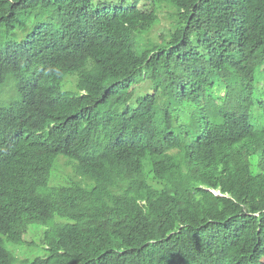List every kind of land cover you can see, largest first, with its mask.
I'll return each mask as SVG.
<instances>
[{"label":"trees","instance_id":"trees-1","mask_svg":"<svg viewBox=\"0 0 264 264\" xmlns=\"http://www.w3.org/2000/svg\"><path fill=\"white\" fill-rule=\"evenodd\" d=\"M261 70L264 0H0V264H264Z\"/></svg>","mask_w":264,"mask_h":264},{"label":"rangeland","instance_id":"rangeland-1","mask_svg":"<svg viewBox=\"0 0 264 264\" xmlns=\"http://www.w3.org/2000/svg\"><path fill=\"white\" fill-rule=\"evenodd\" d=\"M173 13V9L169 6V5H162L161 7L158 8V18H159V23L154 27L152 34L154 36L159 34V31H163L164 29L168 28L170 23H171V19H170V15ZM260 77H258V79H263L264 81V73L259 72ZM255 91L256 88H255ZM5 90H0V98H2V96L4 95ZM255 97L257 99H261L264 101V83H263V88L261 90H259V92L257 91L255 93ZM15 101L12 100V97H10L9 95H6V99L3 102V106L4 107H9L11 106ZM251 108L250 111H253ZM260 112H256L253 114V119L254 117L259 116ZM46 228L45 227H41V230L39 231L37 228V225H31L29 227V229H27L26 233L24 234L23 238H22V249L26 250V252H29L27 254H25L26 256L28 255L29 257H31L32 255H43L44 254V250H43V236H44V232H45ZM8 249L12 250L13 248L11 246H7Z\"/></svg>","mask_w":264,"mask_h":264},{"label":"clouds","instance_id":"clouds-1","mask_svg":"<svg viewBox=\"0 0 264 264\" xmlns=\"http://www.w3.org/2000/svg\"><path fill=\"white\" fill-rule=\"evenodd\" d=\"M6 95H11V94H6ZM22 100H23V98H22ZM21 101V99H19L18 101H15L11 106H9V107H4V106H2L3 108H5V109H9V108H11V107H13L16 103H19ZM22 102V101H21ZM20 102V103H21ZM1 195H2V190L0 189V197H1ZM7 246H11L13 249V251H14V253L15 254H18V252L16 251V249L12 246V244H10V243H7V242H5L4 240H2L1 239V247H2V249H4L5 251H7V250H9V251H11L10 249H8L7 248Z\"/></svg>","mask_w":264,"mask_h":264}]
</instances>
